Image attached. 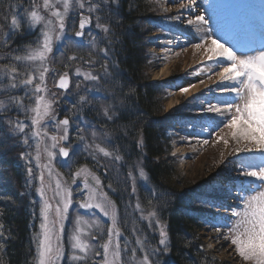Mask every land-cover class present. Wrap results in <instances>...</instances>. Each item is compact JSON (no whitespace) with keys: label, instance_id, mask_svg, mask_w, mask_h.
I'll use <instances>...</instances> for the list:
<instances>
[{"label":"snow or ice","instance_id":"obj_1","mask_svg":"<svg viewBox=\"0 0 264 264\" xmlns=\"http://www.w3.org/2000/svg\"><path fill=\"white\" fill-rule=\"evenodd\" d=\"M171 2L179 4L181 9L177 16L171 18L173 20L179 21L184 12L190 13L195 10L193 5L196 4V0ZM19 7L17 0H9L4 11V21L8 30L3 32V38L0 39V52L3 53L0 55V97H3L0 98V124L6 123L8 131L17 138V142L29 148L32 147L29 143L31 136L36 141L37 154L34 157L37 161L36 166L46 170L50 179L55 177L53 190L55 207L46 195L43 174L39 177L41 186L36 188L41 200V232L34 235L36 264H62L65 260V221L72 223L67 242L70 249L67 256L70 261H80L81 264H162L160 257L167 255L171 249L166 224L161 222L158 212L149 207L147 215H141V219L149 221L150 230H158V245L149 246L146 237L137 236L135 241L137 247L130 248L129 239L118 226L117 203L105 191V185L95 170L98 167H105V178L111 171L106 165L101 164L97 154L110 158L117 164L123 161L119 149L113 148L110 142L114 133L120 130L117 127V120L122 110L126 108V101L135 91L129 89L128 93L124 92V85L119 82L118 77L119 64L112 58L114 53L110 54L117 36L114 29L120 27L122 23V17L119 15L120 0H42V3L40 0H29V7L25 8L22 14L17 13ZM77 16L78 29L75 30L76 39H73L69 32L75 28ZM66 21H71V27ZM187 24L204 25L205 18L203 15H197L194 20L188 19ZM38 26L40 36L34 43L30 42L22 49L10 47L12 38L17 34L22 35L25 30L36 31ZM93 28L101 30L104 33L103 39L107 41L104 47L99 49L103 55L84 61L90 66V70L82 71L80 67L75 69L73 73L77 78L75 91L69 90V72L65 71L59 75L54 87L63 90L59 93L61 101L57 99L56 92L49 91L46 83L50 72L48 64L55 59L52 55L54 45L79 49L82 47L79 38L87 35L92 37L89 43L93 50L91 55H95L94 50L97 48L99 37L93 34ZM2 31L3 26H0V32ZM196 47L204 49L210 70L220 69L215 74L223 86L218 85L217 89L208 91L231 95V99L216 103L203 101L199 107L200 114L215 113L214 118L209 121L210 124H216V119H220V123L228 130L220 137L225 146L231 139L238 145H244V148L235 149L237 154L247 152L261 156L258 163L247 157L240 158L239 155L235 157L238 175L250 178L251 182L228 189L229 192L235 193L241 207L239 210H232L231 215L235 219L230 226L225 225L228 234L222 235V226L212 225L216 232L215 239L219 241L222 237L225 241H230L235 253L245 261V264H264V38L261 39L259 47L255 46L254 41L249 40L236 51L232 46H225L218 39L206 35L205 40ZM5 49L7 51H4ZM21 52L23 54H20ZM63 56L64 53L61 52V57ZM67 60L78 61V58L70 55L67 56ZM64 66L67 68L70 65ZM97 68L102 71H97ZM199 74L201 72L194 70L193 75ZM80 77H83V80H80ZM200 82L203 83V80ZM101 85L108 86L111 91L102 94ZM194 86V84L181 86L178 90L183 94ZM19 88L24 89L23 96L16 94L15 90ZM204 95L201 94V97ZM199 99L200 97H193V101ZM61 102L66 107L64 118L59 119L58 108ZM97 103H101L102 107L97 108ZM13 109H16L17 116L23 113L24 119L30 120V124L26 125L19 118L13 119L9 114ZM89 112L97 114L96 121L88 118ZM26 128L29 132L25 131ZM123 128L124 135L127 136L129 128L128 126ZM49 129L53 130L51 135ZM202 130L211 133L215 128L205 127ZM45 138L51 143H45ZM203 143L207 144L208 138H204ZM41 144L44 145L43 151L47 156V162L43 165L40 164ZM137 148L140 150L144 148L142 136L137 142ZM30 157L31 152H21L19 159L30 165ZM80 158L86 162L78 165L75 172H71ZM89 160L93 162L91 166L87 163ZM54 161L57 163L54 164ZM142 163L143 156L135 165H128L127 175L132 180V194L137 192L138 178L148 179L141 167ZM60 167L71 172V184L67 183L64 174L58 170ZM135 171H138L139 177L134 175ZM27 173L30 181L34 177L33 167L28 166ZM106 187L116 191L111 182ZM48 188L51 190L52 185L49 184ZM170 195L166 191L153 190L149 205L155 202V206L166 208ZM0 199L8 197L0 196ZM73 207L74 215L70 213ZM136 208L143 213L139 202ZM80 210H84V214ZM97 213L110 221V225L106 226L97 218ZM2 215L3 211L0 209V216ZM93 229L95 231H92ZM138 231L139 228L134 227L133 235ZM6 239L8 236L5 225L0 221V240ZM89 240L96 243L91 244ZM4 249L5 244L0 242V252ZM137 250L143 253L140 259H136Z\"/></svg>","mask_w":264,"mask_h":264},{"label":"trees","instance_id":"obj_2","mask_svg":"<svg viewBox=\"0 0 264 264\" xmlns=\"http://www.w3.org/2000/svg\"><path fill=\"white\" fill-rule=\"evenodd\" d=\"M8 2L9 0H0V26H3L0 39L3 38V32L8 30L4 21V11ZM17 3L20 5L17 9L18 14H22L24 9L29 7V0H17ZM161 7L157 0H120L119 15L122 17V23L120 27L114 29L117 36L110 54L114 53L112 58L119 64L118 77L119 82L124 85V92L128 93L129 89H135V91L126 101V108L122 110L120 118L117 120V127L120 130L114 133L110 142L113 148L119 149V154L124 158L123 161L117 164L112 159H107V163L100 160L101 164L111 169L107 178H105V167H98L95 170L101 177L102 184L105 185V191L117 203L118 226L124 236L129 239L130 248L137 247L135 244L137 236L146 237L149 246L158 245V230H150L148 228L149 221L141 219V215L146 216L149 207H153L158 212L161 222L166 224L170 239L171 250L167 255L160 257L162 264H219L211 258L208 252L204 251V245L198 234L201 223L204 222L202 208L206 207V202L199 203L201 195L193 197L189 187L179 188L173 181L174 171L171 159L168 157L170 148L166 132L173 128L185 112V108L183 106L176 107L170 112L164 113L162 107L163 94L166 90L174 87L169 82L152 83L147 77V72L150 69L147 48L150 45L149 40L151 37L147 38L146 35L149 36L153 32H163L164 26L161 20L164 18V14L161 12ZM8 22L10 23V18ZM68 25L71 27V21H68ZM76 27L77 23L75 28H72L69 32L71 37ZM93 33L99 37L97 48L94 50L95 55H91L93 50L83 54L79 52L80 48L56 46L53 52L55 59L51 62L52 65L58 68L55 75L61 72L60 68H65L64 65L68 64L67 56L75 55L78 61H84L103 55L99 52V49L107 43L103 39L104 33L95 28H93ZM39 36L38 30H25L22 35L17 34L12 38L10 47L22 49L30 42L34 43ZM4 51H7V49ZM61 52L64 53L63 57H61ZM2 54L0 52V55ZM100 62L102 63V61ZM96 70L102 71L100 68ZM101 89L102 94L111 91L106 85H101ZM69 90L75 91L73 88H69ZM15 92L17 95H24L23 88H19ZM93 95H96V93H93ZM193 97L191 96L188 101L193 100ZM63 105L59 119L64 117L66 105ZM96 107L101 108L102 104L97 103ZM9 114L13 119L19 118L26 125L30 124V120L24 119L23 113L19 116L16 115V109H13ZM87 115L90 120H97L96 113L89 112ZM132 125L135 127L132 128ZM123 126L129 128L127 136L124 135ZM25 131L29 132V129L26 128ZM141 136L144 140L143 150L137 148V142ZM29 143L32 145L31 148L18 143L17 138L13 137L8 131L7 124H0V170L6 169L3 172L5 174L7 172V175H9V184L0 185V195L8 197L7 202L0 204L2 205L0 209L3 211L0 221L4 223L6 235L8 236V239L0 240L5 244L4 251L0 252L2 264H31L33 255L31 234L37 231L40 223V201L36 194L35 141L31 136H29ZM21 152L32 153L30 165H26L25 161L19 159ZM143 153H146V155H143ZM141 156H143L141 167L145 170L148 179L138 178L136 180L137 192L132 194V180L127 175L128 165H135ZM85 162L83 158H80L71 171ZM87 163L91 166L93 162L89 160ZM28 166L33 167L34 170V177L30 181L27 173ZM59 171L64 174V177L70 175V172H67L66 169L59 168ZM134 175L139 177L138 171H135ZM33 179L34 181H32ZM109 182L112 183L116 191L106 187ZM153 190L157 192L166 191L171 194L166 208L155 206V202H153V205H149ZM205 199L207 200V198ZM138 202L143 209V213L136 208ZM134 227L139 228L136 235H133ZM153 228H155L154 221ZM142 256L143 253L137 250L136 259H140Z\"/></svg>","mask_w":264,"mask_h":264},{"label":"rangeland","instance_id":"obj_3","mask_svg":"<svg viewBox=\"0 0 264 264\" xmlns=\"http://www.w3.org/2000/svg\"><path fill=\"white\" fill-rule=\"evenodd\" d=\"M157 1L162 6L161 12L164 14V18L161 22H163L164 28L161 33L153 32L149 36L146 35L147 38L151 37L149 40L150 45L147 48V57L150 59V69L147 72V77L152 83L169 82L174 87V90L168 89L163 94L164 102L162 107L164 108V113L170 112L176 107L183 106L185 108V112L177 120L173 128L169 129V132L173 135L172 138L169 137L170 141L168 143L170 148L168 157L171 159L174 171L173 181L179 188L189 187L193 197L201 195L199 198L207 204L206 207L202 208V211H204V222L201 223V229L198 233L204 245V251L208 252L211 258L219 264H245V261L235 253L234 246L230 241H225L222 237L219 241L215 239L216 232L212 225L222 226V235L228 234L227 226L225 225L230 226L231 222L235 219L231 215L232 210H239L241 207L235 193L229 192L228 189L251 182L250 178L238 175V166L234 163L235 157L237 155L240 158L247 157L258 163L261 156L260 154L247 152L237 154L235 149L238 147L244 148V145H238L231 141V139H229L228 145L225 146L220 137L224 136L228 130L220 123V119H216V124H210L209 121L214 118L215 113L200 114L199 107L203 101L216 103L217 101L231 99V95L227 93L220 94L218 91L214 93L208 91L209 89H217L218 85L223 86L219 77L215 74L220 69L215 68L210 70L207 66V56L204 49L198 48L196 45L204 41L206 35H210L212 39H218L219 42L225 44V46H232L236 51H239L241 45L247 43L249 40L254 41L255 46L259 47L261 39L264 38V0H196V4L193 5L195 10L190 13L184 12L179 21L171 19L181 11L179 4H173L171 0ZM40 2L42 3V0ZM197 15L204 16L205 24L188 25L187 20H194ZM66 23L68 24V21ZM39 27H37L38 32ZM74 31L71 34L72 37ZM91 39L92 37L87 35L83 38L82 47L79 52L85 54L92 51L91 44L89 43ZM56 46L54 45L53 52ZM84 61L67 60L70 66L60 68L61 72L56 75L55 72H58V68L52 65V63L48 64L50 72L46 79L47 87L50 92L58 94L57 99L62 101V98L59 96L60 92L54 87L59 75L68 71L71 82L70 88L75 89V80L77 79L73 75L75 69L80 67L82 71L90 70V66L85 64ZM162 70L165 71L163 75H161ZM194 70L201 72V74L193 75ZM79 79L83 80V77ZM201 80H203V83L200 82ZM183 83H187L188 85L194 84L195 86L187 93H180L175 97H171L173 91H179L178 89ZM201 94L205 95L201 97ZM191 96L200 97V99L197 102L192 99L188 101ZM171 101H173L172 106L169 105ZM63 106V104L59 105V113L63 110ZM216 125L219 126L217 127ZM205 127L209 129L215 128V131L211 133L203 131L202 129ZM52 132L53 130L49 129V135ZM177 133L180 134L178 135ZM204 138H208L207 144L203 143ZM45 143L50 144L51 141L45 138ZM43 146V144L40 146L41 165L47 162ZM36 154L35 141V156ZM97 155L103 163H107V159L110 160V158H105L101 154ZM59 160L63 159L59 158ZM53 163L57 162L54 161ZM36 165L37 161L35 159ZM60 168L66 169L64 167ZM3 171L5 172L6 169L0 170V185H7L9 184V175ZM66 171L69 172L67 169ZM75 171L76 167L71 172ZM71 172L70 175H65V180L69 184H71ZM41 174L44 176L46 195L50 202L53 203V207H55L53 199L55 177L50 179L46 170H43L42 167H37V187L41 186L39 179ZM49 184L52 185L51 190L48 188ZM73 187H76V185H73ZM36 194L41 207L40 196L37 192ZM2 202H7V200L0 199V204ZM0 208H2V205H0ZM80 211L84 214V210ZM70 213L74 215V207L70 209ZM96 216L102 219V222L105 221L104 224L106 226L110 225V221L99 216L98 213ZM40 224L41 218L37 231L31 234L33 248L31 264H36L34 259L36 255L34 235L41 232ZM65 224L64 241L66 256L62 264H81L80 261H70L67 256V253L70 251L67 242L72 223L71 221H65ZM92 231H95V229ZM82 239L87 238L82 237ZM88 242L91 244L96 243L91 240Z\"/></svg>","mask_w":264,"mask_h":264},{"label":"bare ground","instance_id":"obj_4","mask_svg":"<svg viewBox=\"0 0 264 264\" xmlns=\"http://www.w3.org/2000/svg\"><path fill=\"white\" fill-rule=\"evenodd\" d=\"M164 73H165V71L162 70V71H161V75H163ZM157 76H158V73H157ZM182 86L187 87V86H189V85H188L187 83H183ZM191 88H192V87H191ZM191 88H190V90H191ZM180 93H181L180 91H173V93L171 94V97H175V96L179 95ZM169 105L172 106V105H173V101H171V102L169 103Z\"/></svg>","mask_w":264,"mask_h":264},{"label":"water","instance_id":"obj_5","mask_svg":"<svg viewBox=\"0 0 264 264\" xmlns=\"http://www.w3.org/2000/svg\"><path fill=\"white\" fill-rule=\"evenodd\" d=\"M78 22H79V19H78ZM77 29H78V26H77ZM86 30H87V29H86ZM86 30H85V31H86ZM74 38H75V33H74ZM83 38H84V37L79 38V39L81 40V42L83 41ZM75 39H76V38H75ZM58 80H59V79H58ZM58 80H57V82H58ZM69 84H70V80H69ZM55 88H56V87H55ZM56 90H57V91H60V92L63 91V90L58 89V88H56ZM63 118H64V117H63ZM62 159H64V158H62Z\"/></svg>","mask_w":264,"mask_h":264}]
</instances>
